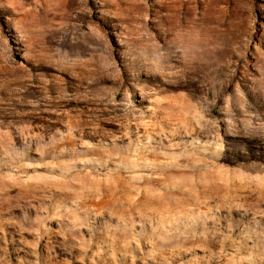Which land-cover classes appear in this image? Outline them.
<instances>
[{"label":"rangeland","instance_id":"rangeland-1","mask_svg":"<svg viewBox=\"0 0 264 264\" xmlns=\"http://www.w3.org/2000/svg\"><path fill=\"white\" fill-rule=\"evenodd\" d=\"M258 235L264 0H0V264H264Z\"/></svg>","mask_w":264,"mask_h":264},{"label":"bare ground","instance_id":"bare-ground-1","mask_svg":"<svg viewBox=\"0 0 264 264\" xmlns=\"http://www.w3.org/2000/svg\"><path fill=\"white\" fill-rule=\"evenodd\" d=\"M222 89L224 90L225 89V86H223L222 87ZM261 116V115H260ZM113 193V192H112ZM104 196V195H103ZM124 203V202H123ZM195 203V202H194ZM122 212L123 211H118L117 212V214H122ZM204 212V211H203ZM208 212V211H207ZM206 212V213H207ZM192 213V212H191ZM221 214V213H220ZM224 214V213H223ZM194 214L192 213V215L191 216H193ZM202 215V214H201ZM209 215H211L210 213H209ZM208 216V215H207ZM205 217V216H204ZM222 217H223V215H222ZM190 218H192V217H190ZM195 218H197V217H195ZM226 218V217H225ZM219 220V219H218ZM221 220V219H220ZM221 222V221H220ZM211 222H209V221H207V220H204V221H200V219L198 218V219H196V222H195V224H193V227H192V229L191 230H188V232H186V234H190L189 235V237H187V242L189 243V244H194L195 242H199L200 243V241H203L204 242V240L205 241H207L206 243L209 245V249H208V252L207 253H212L213 252V250H214V247H215V239L218 237L216 234H214V235H210L209 234V232L210 231H214L216 228H217V225L218 224H214V223H212V225H210L209 226V224H210ZM225 224L227 223V222H224ZM223 224V223H222ZM222 227V226H221ZM226 227V226H225ZM222 229H224V228H222ZM226 229V228H225ZM228 229V228H227ZM229 230V229H228ZM198 232L200 233V235L198 236L197 234H198ZM245 232V231H244ZM228 233H229V231H228ZM202 234H205L206 236H204V235H202ZM250 234L251 235H253V236H255V233H253V232H250ZM191 237H195L196 238V240H190V238ZM221 237H222V239H223V241L225 242V243H227L228 241L226 240V235H221ZM219 238V237H218ZM261 235H258V236H256V240H257V244H259L258 242H260V241H264V238H262L263 240H261ZM205 245V244H204ZM199 247V246H198ZM238 248H240V249H242L243 250V248L240 246V247H238ZM205 253V252H204ZM212 258V260L211 261H209V262H211V263H214V259H213V257H211ZM220 259H222V257H220ZM224 259V258H223Z\"/></svg>","mask_w":264,"mask_h":264}]
</instances>
